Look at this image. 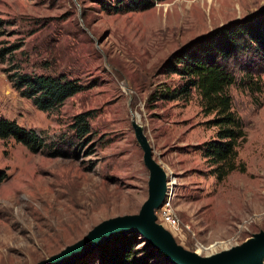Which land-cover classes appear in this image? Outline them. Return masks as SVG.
I'll return each mask as SVG.
<instances>
[{
	"label": "rangeland",
	"instance_id": "374dc122",
	"mask_svg": "<svg viewBox=\"0 0 264 264\" xmlns=\"http://www.w3.org/2000/svg\"><path fill=\"white\" fill-rule=\"evenodd\" d=\"M262 3L161 0L112 13L95 0H0V47L19 45L12 54L17 65L64 72L87 85L57 111L43 112L10 87L0 62V117L33 129L46 143L31 152L0 139V264H44L104 223L139 215L158 176L155 192L162 188V194L153 222L196 258H214L264 234V72L260 92L238 80L228 87L245 132L236 147L244 171L221 181L200 155L199 145L216 127L205 123L210 116L196 93L150 99L179 83V76L159 70L172 50ZM82 111L90 112L87 142L69 158L48 156V144L68 137L70 118ZM165 203L175 228L160 218ZM140 237L139 254L158 253L150 263L178 264ZM252 264H264V255Z\"/></svg>",
	"mask_w": 264,
	"mask_h": 264
},
{
	"label": "trees",
	"instance_id": "16d2710c",
	"mask_svg": "<svg viewBox=\"0 0 264 264\" xmlns=\"http://www.w3.org/2000/svg\"><path fill=\"white\" fill-rule=\"evenodd\" d=\"M95 1L105 12L125 13L148 9L161 0ZM18 48L15 44L0 47V62L5 64L1 70L10 87L38 110L55 112L67 98L87 87L64 72L23 70L12 59ZM159 70L179 76V83L164 86L150 99L186 100L194 92L203 115L210 116L205 123L216 127L214 137L199 145L200 155L215 180L221 181L232 171L243 172L244 164L237 159L236 147L244 140L245 132L241 118L231 107L228 87L238 80L249 91L261 90L258 79L259 73L264 72V3L241 18L217 25L182 43L162 60ZM89 119V111L74 114L67 124L70 135L48 144L47 155L61 158L74 155L87 142ZM8 138L31 152L46 146L40 133L0 117V139ZM2 179L0 174V182ZM139 239L140 234L135 231L113 234L74 264H153L150 261L158 253L150 249L139 254Z\"/></svg>",
	"mask_w": 264,
	"mask_h": 264
},
{
	"label": "water",
	"instance_id": "95a60500",
	"mask_svg": "<svg viewBox=\"0 0 264 264\" xmlns=\"http://www.w3.org/2000/svg\"><path fill=\"white\" fill-rule=\"evenodd\" d=\"M157 177L155 189L148 198L139 215L113 219L99 226L76 244L68 247L44 264H70L84 253L94 249L109 236L124 232L135 231L149 239L164 255L178 264H252V261L264 255V234L258 235L230 251L220 253L214 258L199 259L187 251L180 249L170 237L153 222L152 210L157 205L162 194H157L156 188L161 185Z\"/></svg>",
	"mask_w": 264,
	"mask_h": 264
},
{
	"label": "built area",
	"instance_id": "2783aa9c",
	"mask_svg": "<svg viewBox=\"0 0 264 264\" xmlns=\"http://www.w3.org/2000/svg\"><path fill=\"white\" fill-rule=\"evenodd\" d=\"M160 218L162 222L170 228H175L177 226V219L167 203H165L160 209Z\"/></svg>",
	"mask_w": 264,
	"mask_h": 264
},
{
	"label": "bare ground",
	"instance_id": "6f19581e",
	"mask_svg": "<svg viewBox=\"0 0 264 264\" xmlns=\"http://www.w3.org/2000/svg\"><path fill=\"white\" fill-rule=\"evenodd\" d=\"M197 1V0H196ZM209 1V3H211L212 2V0H208Z\"/></svg>",
	"mask_w": 264,
	"mask_h": 264
}]
</instances>
